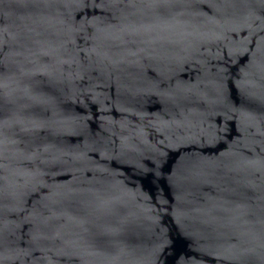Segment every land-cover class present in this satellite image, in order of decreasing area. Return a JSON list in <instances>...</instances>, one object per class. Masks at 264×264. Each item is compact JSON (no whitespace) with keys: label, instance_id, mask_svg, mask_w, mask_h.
Masks as SVG:
<instances>
[{"label":"water","instance_id":"95a60500","mask_svg":"<svg viewBox=\"0 0 264 264\" xmlns=\"http://www.w3.org/2000/svg\"><path fill=\"white\" fill-rule=\"evenodd\" d=\"M0 264H264V0H0Z\"/></svg>","mask_w":264,"mask_h":264}]
</instances>
